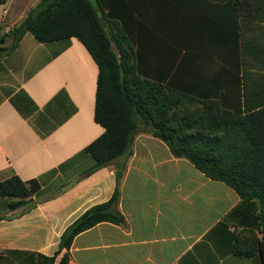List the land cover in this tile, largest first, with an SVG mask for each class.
Here are the masks:
<instances>
[{
  "label": "crops",
  "instance_id": "1",
  "mask_svg": "<svg viewBox=\"0 0 264 264\" xmlns=\"http://www.w3.org/2000/svg\"><path fill=\"white\" fill-rule=\"evenodd\" d=\"M40 1L0 0V181L17 175L40 185L32 209H12L16 198L0 196V264L55 255L65 230L112 198L119 170L114 211L124 222L80 233L69 264H264L258 201H244L153 135L139 132L129 157L93 170L86 149L105 131L95 121L96 61L75 37L42 43L27 32L12 50L4 38ZM128 2L147 68L163 77L165 54L177 53L163 79L178 69V83L196 84L202 96L224 91L234 106L232 64L242 45L252 67L264 56V0H242L244 10L235 0Z\"/></svg>",
  "mask_w": 264,
  "mask_h": 264
},
{
  "label": "trees",
  "instance_id": "2",
  "mask_svg": "<svg viewBox=\"0 0 264 264\" xmlns=\"http://www.w3.org/2000/svg\"><path fill=\"white\" fill-rule=\"evenodd\" d=\"M241 1L235 0V5L244 10L248 5ZM135 23L128 0H41L4 38L12 39V50L27 32L42 43L75 37L96 61L95 121L105 131L86 149L95 160L93 170L129 157L139 132L151 134L173 156L224 182L244 201H258L264 238V56L261 66L254 68L242 45L232 64L238 84L233 103L239 106L230 107L224 91L202 96L196 84L178 83V69L175 79H163L173 71L177 53L165 54L168 67L163 77L160 70L147 68ZM122 174L117 172V187L109 201L93 206L65 230L55 255L30 253L36 264H69L71 246L80 233L102 222H124L114 211ZM39 188L37 181L13 175L0 181V196L16 198L9 204L12 209H32L35 203L29 198ZM259 243L264 259V243Z\"/></svg>",
  "mask_w": 264,
  "mask_h": 264
},
{
  "label": "built area",
  "instance_id": "3",
  "mask_svg": "<svg viewBox=\"0 0 264 264\" xmlns=\"http://www.w3.org/2000/svg\"><path fill=\"white\" fill-rule=\"evenodd\" d=\"M1 22H2V21L0 20V28H1Z\"/></svg>",
  "mask_w": 264,
  "mask_h": 264
},
{
  "label": "water",
  "instance_id": "4",
  "mask_svg": "<svg viewBox=\"0 0 264 264\" xmlns=\"http://www.w3.org/2000/svg\"><path fill=\"white\" fill-rule=\"evenodd\" d=\"M263 243H264V238H263Z\"/></svg>",
  "mask_w": 264,
  "mask_h": 264
}]
</instances>
